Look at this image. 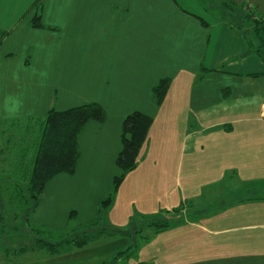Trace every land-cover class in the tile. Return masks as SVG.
<instances>
[{
    "label": "crops",
    "instance_id": "obj_1",
    "mask_svg": "<svg viewBox=\"0 0 264 264\" xmlns=\"http://www.w3.org/2000/svg\"><path fill=\"white\" fill-rule=\"evenodd\" d=\"M183 1L187 6V0ZM191 1L188 5L196 6L202 16L181 5V14L172 12L176 8L171 6L162 13L159 0H0V34H4L0 45L4 49L0 57V116L29 118L31 75H36V82L41 74V67L29 73L32 63L39 67L41 60L47 59L64 65L73 52L86 54L94 86L92 101L104 108L105 119L102 124L89 122L80 131V155L71 175H78L85 183L94 166L95 172L105 165L113 171L122 120L133 110L150 114L153 123L142 148L149 147L152 135H161L157 152L161 161L171 159L184 172L183 178L175 181L180 197L184 196L187 217L185 222L152 232L155 243L146 263L165 264L168 259L170 264H264V176L255 177L258 183H254L248 172L257 155L254 150L264 158V135H260L264 129L254 135L256 129L251 126L228 123L250 116L254 87H264V62L247 51L246 41L215 10L208 12L212 17L206 21L203 3ZM246 1L264 16V0ZM36 12L40 26L31 24ZM146 35L153 37V41L148 38V45ZM40 40L52 47V57ZM39 45L46 55L36 53ZM31 47L34 52H29ZM148 52L149 59L161 52L164 60L162 67L148 63L149 72L144 73ZM121 59H127L128 64L123 80L117 76ZM257 73L260 75H253ZM213 75H225L231 79L230 86H208ZM165 77L170 79L169 88L161 104L155 105L152 87ZM239 83L247 85L245 93L238 90ZM95 86H101V91ZM236 92L242 95L236 98L241 99L239 105L232 100ZM261 92L264 116V90ZM217 116L223 118L221 122H216ZM107 126L115 130L104 145L111 149L108 156L88 157L87 151L93 155L97 146L103 145ZM11 176L10 180L18 179L22 174ZM9 197L0 193L3 222L12 230L27 228V205L15 204ZM147 240L148 236L146 244ZM91 244L52 256L29 246L19 252L5 247L0 264H92L94 258L101 260L102 256Z\"/></svg>",
    "mask_w": 264,
    "mask_h": 264
},
{
    "label": "rangeland",
    "instance_id": "obj_2",
    "mask_svg": "<svg viewBox=\"0 0 264 264\" xmlns=\"http://www.w3.org/2000/svg\"><path fill=\"white\" fill-rule=\"evenodd\" d=\"M167 1L172 2V4L167 3ZM173 2V0H159L158 6H160L161 12L163 13L167 6H171L176 8L172 12L180 13L179 6L181 5L188 12L202 16L198 13L196 6L188 5L192 2L191 0H187V6L183 0H177L178 5ZM203 4L205 5V2ZM209 11L207 9L204 12L206 21H209L212 17V12L208 13ZM148 38L153 41L152 35H146V45H148ZM40 42L49 49L48 54L50 55L52 47L45 45L43 40H40ZM36 49V53L39 51L41 56L47 53L41 45ZM3 51V47L0 48V57ZM147 51H149V48ZM29 52H34V48L31 47ZM53 55L56 56L55 53ZM70 55L73 58L65 61L64 65L59 64L56 60L49 63L47 59H42L43 61L41 60L39 67L32 63L29 73L36 72L41 67V74L36 82V75H31L34 81L31 80L29 83V118L0 116V193L1 195H7V199L10 196L9 198L15 204L17 202L21 206L27 205V209L33 201L29 199L24 175L27 174L28 169L26 170V168H29V161L47 111L50 108L64 110L79 104L95 102V100L92 101L94 86H91L89 63L85 61L86 54L73 52ZM149 56L151 54L148 52L144 73L149 72L147 66L150 62L157 63L158 67L163 65L164 58L161 59V52L153 55L155 57L153 59H149ZM240 58L238 57L239 60ZM126 62L127 59H121V67L117 72L120 80L127 76L128 64ZM98 73L101 74V70ZM223 76L225 75L209 76L206 84L208 86L214 84L217 89L219 84L222 83L220 88L225 89L230 86L231 79H225ZM100 77L102 78L103 75ZM245 86L247 85L244 83L240 85L239 83L238 90L245 93ZM95 87L98 89L97 91H101V86ZM114 87L117 86L114 85ZM254 90L256 93L253 95L251 106L248 108V110L250 109V116L243 119L236 118L237 121L234 124L232 122L228 123H231L230 125H233V127L251 126L256 129L253 134L258 135L256 132L264 129V116L261 115L260 105L261 91L264 90V87H256L255 85ZM241 96L237 92L233 94V104H241V99L236 101V98ZM223 97L225 96L223 95ZM85 98L88 101H85ZM226 102L229 105L232 104L230 100ZM96 103L98 102L96 101ZM225 109L222 108L221 111H225ZM215 119L216 122H221L223 118L217 116ZM113 134H115L113 126H107V131L102 140L103 145L99 144L97 146L98 152H94L93 155H89L90 152L87 151L88 157H107L111 149L109 145L106 147L104 145L110 138H113ZM260 135H264V132ZM7 139L8 141H6ZM159 143H161V135H152V143L149 147L146 149L145 147L141 148L136 167L127 172L123 181L113 193V179L117 172L114 165L113 171L110 172L106 165L100 166L99 170L95 172L94 166L91 168V173L85 183L79 181L78 175L62 173L55 176L46 184L44 192L38 200L37 207L29 213V227L8 230L5 236H0V253H2L1 249L5 247L17 248L19 252L20 248L32 244L36 236L56 242L72 237L78 231L97 232L103 230L105 232L100 234L97 240L91 242V245L97 247L98 256H102V259L97 260L94 258L95 261L92 264H105L106 262L111 264L112 258L127 248H131L133 253L129 252L127 257L121 258L118 263L113 264H136L145 261L155 243V239L152 237L154 230L148 226L149 223L160 226L164 222H168L171 225L175 222H185L187 217V213H184V209H186L184 196L180 197V187L176 186L175 181L176 177L182 179L184 172L182 168L178 169L176 162L171 159L167 163L161 161L160 156L157 154L160 148ZM166 144L167 140L163 147H166ZM82 148L81 153L84 154L85 150ZM118 148L119 138L113 157H115ZM180 149L179 143L177 150L180 151ZM254 151L257 155L253 159L252 166H248V172L250 170V173H252L253 179H255L254 183H258L255 177L264 176V158L259 155L258 149ZM140 156L141 159L139 160ZM19 166L24 169L18 170L17 173L23 175L18 179L10 180L9 178L12 177L13 173H16ZM236 167L242 168L240 165ZM244 167L247 168V166ZM110 195L112 196L111 202L99 215H95L100 200ZM25 199H28L27 202ZM8 212L7 215H10ZM31 229L36 230V232L31 231ZM115 229L120 230L121 233H115ZM107 232H110V234L108 235ZM146 236H148V244L145 243ZM170 262L171 260L167 259L165 264H170ZM145 264H147L146 261Z\"/></svg>",
    "mask_w": 264,
    "mask_h": 264
},
{
    "label": "trees",
    "instance_id": "obj_3",
    "mask_svg": "<svg viewBox=\"0 0 264 264\" xmlns=\"http://www.w3.org/2000/svg\"><path fill=\"white\" fill-rule=\"evenodd\" d=\"M198 1L205 2L203 6L206 9L215 10L216 15L226 21L246 41L247 51L254 53L260 61L264 62V16L256 8L250 6L246 0L240 3L232 0ZM31 24L33 26H40L39 12H36V15L32 18ZM3 37L4 34H0V44ZM169 83L170 79L165 77L159 79L153 85L151 91L155 105H160L163 101L169 88ZM104 118L105 110L96 102L84 103L64 110L49 109L47 111L41 123L40 133L29 161V168H26V170L28 169L27 174L25 173L26 175H24L29 199L33 201L32 205L29 206V213L37 207L40 195L51 179L59 174H72L75 171L80 155L77 138L82 128L89 122L100 123ZM152 123L153 117L139 110L129 112L122 120L119 148L113 163L117 172L113 179L112 193L123 181L127 172L136 167L139 152L147 139ZM22 169L24 168L19 166L16 172ZM27 200L25 199L26 202ZM111 200V195L100 200L99 208L96 209L95 215H99ZM1 204L0 235L5 236L8 233L7 231L12 229L8 228L3 222V204ZM148 226L155 232H158L169 227V223L164 222L160 226L149 223ZM31 231L36 232V230L32 229ZM104 232L103 230L97 232L88 230L78 231L72 237L56 242L36 236L32 244H29V247L31 249L43 250L49 256L58 255L67 253L75 248L84 247L88 243L97 240L100 234ZM114 232L121 233L118 229H115ZM107 234L109 235L110 232H107ZM129 252L133 253V250L127 248L119 252V254L112 258L111 264L118 263L121 258L127 257Z\"/></svg>",
    "mask_w": 264,
    "mask_h": 264
},
{
    "label": "clouds",
    "instance_id": "obj_4",
    "mask_svg": "<svg viewBox=\"0 0 264 264\" xmlns=\"http://www.w3.org/2000/svg\"><path fill=\"white\" fill-rule=\"evenodd\" d=\"M13 111H15V109H13Z\"/></svg>",
    "mask_w": 264,
    "mask_h": 264
}]
</instances>
